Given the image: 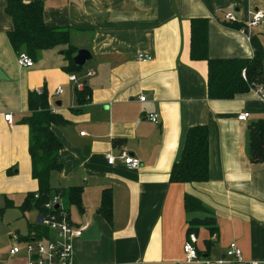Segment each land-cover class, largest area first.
Segmentation results:
<instances>
[{"label": "crops", "instance_id": "1", "mask_svg": "<svg viewBox=\"0 0 264 264\" xmlns=\"http://www.w3.org/2000/svg\"><path fill=\"white\" fill-rule=\"evenodd\" d=\"M37 1L47 27L69 32L73 58L86 50L91 60L68 73V45H61L40 52L31 68H20L7 39L13 22L6 0H0V209L6 198L14 206L10 209L19 211L26 195L38 188L22 120L27 94L45 90L54 114L66 121L52 127L62 144V169L51 174L50 186L82 187L81 210L70 207L68 217L74 225L89 223L72 244L73 264H188L183 246L190 234L197 238L201 262L264 264V163L251 164L248 154V128L264 119V100L254 89L233 100H209L207 63L190 59L193 19L207 20L209 59H251L253 47L240 29L250 12L264 16V0ZM226 13H233L240 29L224 22ZM252 32L263 51L264 72V18ZM139 55L150 61L137 60ZM86 71L94 75L84 79ZM69 75L90 90L86 104L76 102L80 92ZM57 88L62 95H55ZM242 113L248 114L246 122L238 121ZM149 114L158 115V124L147 119ZM5 115H11V125ZM194 126L208 131V180L171 184L183 135ZM121 152L139 160L140 168L129 171L119 160L109 166L106 156ZM105 190L112 196V225L97 214ZM185 196L198 199L206 211L185 212ZM6 211L0 215V264H27L24 249L13 258L9 251L14 241L24 246L33 240L28 225L38 224L39 217L19 211L20 218L29 214L31 219L26 234L19 235L5 221ZM193 219H211L215 233L203 225L189 231ZM232 243L240 261L225 258Z\"/></svg>", "mask_w": 264, "mask_h": 264}, {"label": "trees", "instance_id": "2", "mask_svg": "<svg viewBox=\"0 0 264 264\" xmlns=\"http://www.w3.org/2000/svg\"><path fill=\"white\" fill-rule=\"evenodd\" d=\"M43 7L35 0L24 3L23 0H6V14L13 22V29L7 33V39L15 54L26 53L33 61L37 60L40 52L53 49L61 45H68L64 56L68 62L64 70L68 73L80 70L73 63L75 51L69 46V32L47 27L43 23ZM234 27L240 29L237 24ZM253 47L251 59H221L212 60L207 55V20L193 19L190 22V59L207 63L206 95L209 100H233L236 96L246 94L257 86L264 89V72L262 68L263 51L254 35L250 37ZM244 74V77H243ZM90 90L84 86L80 93H76V102L82 106L89 101ZM78 113V111H75ZM22 123L28 127V154L31 162V177L38 184L33 193H28L18 207L22 216L35 212L41 216L46 212L44 206L53 197L61 200V207L56 212H64L69 216L70 207L81 210L82 187L67 189L52 188L50 176L62 169L58 161L62 144L52 131V127L63 126L66 121L51 111L47 92L41 90L27 94V116ZM248 154L251 164L264 163V119L249 125ZM208 131L204 126H194L185 131L179 156L173 164L169 183L195 184L208 180ZM4 207L0 215L7 209L13 208L10 200L5 198ZM185 212H204L205 207L192 196H185L183 200ZM97 214L109 225H112V196L109 190L103 191ZM193 231L195 226L203 225L211 234L215 233L214 222L211 219H193L190 222ZM33 239L46 236L47 231L40 224L28 225ZM29 237V236H28ZM27 237V238H28ZM26 239V238H25Z\"/></svg>", "mask_w": 264, "mask_h": 264}, {"label": "built area", "instance_id": "3", "mask_svg": "<svg viewBox=\"0 0 264 264\" xmlns=\"http://www.w3.org/2000/svg\"><path fill=\"white\" fill-rule=\"evenodd\" d=\"M44 1V0H41ZM250 21L245 27L241 28L240 31L243 33L247 39L250 41V37L253 35L252 30L256 28L264 16L261 12L255 11L250 12ZM223 20L227 24H236V18L233 13H226ZM137 60L144 62L150 61V57L139 55ZM16 63L20 68H31L33 66V60L24 52L17 55ZM94 72L86 71L84 75L85 78L92 77ZM244 77V74H243ZM68 81L73 85L76 92H82L84 89V83L82 80L77 78L75 75H69ZM255 92L260 100H264V90L261 86H257ZM36 93H40L41 90H35ZM63 94L62 88H57L55 91L56 96ZM145 98H140L141 102H144ZM51 108V107H50ZM53 112V110L51 109ZM54 113V112H53ZM248 118L247 113H242L238 116V121L246 122ZM152 124H158L159 117L157 114H149L147 118ZM5 122L7 124H12L11 115L4 116ZM83 136V134H80ZM119 160L122 165L129 171L138 170L141 166L139 160L131 157L126 152H121L118 156L114 157L111 155L106 156V161L109 166H113L115 161ZM58 209L61 207V200L59 197L55 196L52 200L44 206L46 212L42 214V224L41 226L46 229L47 235L40 237L38 239H33L27 241L24 244V252L27 259V264H73V242L79 239L82 234L88 229L89 223L84 221L79 225H74L70 222L69 217L64 213H57L55 207ZM197 238L194 234L188 236V240L183 246V253L185 256V262L188 264L192 263H203L201 262L197 252L196 245ZM20 252L18 246H14L9 251V257L13 258L17 256ZM225 258L228 262L240 261L241 253L237 248L236 244L232 243L229 245Z\"/></svg>", "mask_w": 264, "mask_h": 264}, {"label": "rangeland", "instance_id": "4", "mask_svg": "<svg viewBox=\"0 0 264 264\" xmlns=\"http://www.w3.org/2000/svg\"><path fill=\"white\" fill-rule=\"evenodd\" d=\"M87 67V66H86ZM85 67V68H86ZM6 217L4 218L6 222H10L11 223V227H13V229H17L18 230V234L19 235H25L26 234V223L27 221H30L31 219L29 218V214H27V218L23 219L20 218V212L17 209H9L6 211ZM6 238V236H5ZM2 240V237L0 236V241ZM15 242V246H18L21 253H23V245L21 243H18L17 241ZM20 253V254H21Z\"/></svg>", "mask_w": 264, "mask_h": 264}, {"label": "water", "instance_id": "5", "mask_svg": "<svg viewBox=\"0 0 264 264\" xmlns=\"http://www.w3.org/2000/svg\"><path fill=\"white\" fill-rule=\"evenodd\" d=\"M91 60V55L88 51L86 50H79L76 53V56L73 58V63L76 67H83L87 62H89ZM0 79H3V75L0 72ZM58 207H55V210H57ZM38 224H42V216H39L38 220H37Z\"/></svg>", "mask_w": 264, "mask_h": 264}]
</instances>
